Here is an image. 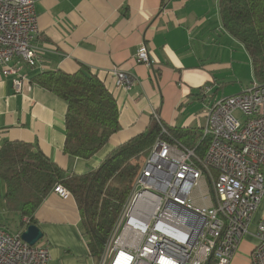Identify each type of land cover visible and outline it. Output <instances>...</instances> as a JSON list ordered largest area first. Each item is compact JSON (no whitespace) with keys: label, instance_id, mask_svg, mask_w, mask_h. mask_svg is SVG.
Here are the masks:
<instances>
[{"label":"crops","instance_id":"crops-1","mask_svg":"<svg viewBox=\"0 0 264 264\" xmlns=\"http://www.w3.org/2000/svg\"><path fill=\"white\" fill-rule=\"evenodd\" d=\"M34 12L35 63L22 67L28 87L14 93L11 77L0 73V145L7 140L36 145L67 172L96 168L112 148L145 131L154 114L173 129L200 128L214 100L246 89L250 82L242 81L254 79L246 49L223 28L219 0H34ZM142 43L150 65L135 60ZM80 67L98 76L119 110V130L87 159L62 150L66 102L31 82L42 71L74 73ZM113 69L133 77L130 89L115 87ZM4 193L0 178V228L22 231L23 217L7 210ZM34 217L43 233L40 242L49 249L48 264L97 263L71 195L64 199L51 190ZM239 259L237 250L230 264Z\"/></svg>","mask_w":264,"mask_h":264},{"label":"built area","instance_id":"built-area-1","mask_svg":"<svg viewBox=\"0 0 264 264\" xmlns=\"http://www.w3.org/2000/svg\"><path fill=\"white\" fill-rule=\"evenodd\" d=\"M38 34L34 0H0V73L11 77L14 93L28 87L22 67L35 63ZM135 60L151 64L145 44ZM113 76L116 88L133 85L122 70ZM153 117L158 135L96 264H230L264 200V82L214 100L193 146ZM52 191L70 196L61 184ZM21 232L0 228V264H48V246L29 245ZM254 237L247 264H264V212Z\"/></svg>","mask_w":264,"mask_h":264},{"label":"trees","instance_id":"trees-1","mask_svg":"<svg viewBox=\"0 0 264 264\" xmlns=\"http://www.w3.org/2000/svg\"><path fill=\"white\" fill-rule=\"evenodd\" d=\"M219 14L223 28L249 54L254 78L264 82V0H219ZM31 82L66 102L62 150L68 156L91 157L119 130L115 98L89 69L42 71L32 76ZM159 129L153 117L145 131L115 146L96 168L82 173L63 170L31 143L2 142L0 178L5 184L7 210L27 219L21 220L22 227L36 225V209L53 186L61 184L76 203L81 233L97 262ZM166 129L187 146L195 145L201 137L200 128ZM205 147L206 142L200 144L199 151Z\"/></svg>","mask_w":264,"mask_h":264},{"label":"rangeland","instance_id":"rangeland-1","mask_svg":"<svg viewBox=\"0 0 264 264\" xmlns=\"http://www.w3.org/2000/svg\"><path fill=\"white\" fill-rule=\"evenodd\" d=\"M253 80H256V79L254 78ZM242 82L243 83H248V82L251 83V81H242ZM236 85H237V83H236ZM237 87H238V85H237ZM219 94L221 95V92H219ZM215 96L213 98H215ZM199 111H200V108H199ZM263 212H264V200L257 207L255 214H254V216L250 222V225H249V233H247L244 236L243 243H241L239 248H238V253H239L240 259L235 264H242V262L244 260V256L246 255V254H244L245 253L244 251H247L249 249L250 244H253V242L254 243L256 242V239L254 237V233H255V229H256L258 219L263 214Z\"/></svg>","mask_w":264,"mask_h":264},{"label":"water","instance_id":"water-1","mask_svg":"<svg viewBox=\"0 0 264 264\" xmlns=\"http://www.w3.org/2000/svg\"><path fill=\"white\" fill-rule=\"evenodd\" d=\"M43 237V233L37 225L31 224L25 226L21 232V238L29 245H33L36 241Z\"/></svg>","mask_w":264,"mask_h":264}]
</instances>
